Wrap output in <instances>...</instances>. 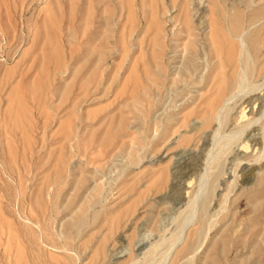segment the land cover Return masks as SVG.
Listing matches in <instances>:
<instances>
[{
    "label": "rangeland",
    "instance_id": "1",
    "mask_svg": "<svg viewBox=\"0 0 264 264\" xmlns=\"http://www.w3.org/2000/svg\"><path fill=\"white\" fill-rule=\"evenodd\" d=\"M189 1L193 26L199 22L192 37L176 17L179 0H0V264H28L35 254L38 264H57L54 259L76 250L74 264H85L110 216L119 215L123 228L108 238L107 257L98 264H116L130 253L137 264H264V184L244 187L242 164L236 166L230 150L216 176L203 243L174 258L193 240L186 228L198 224L210 182L186 168L202 149L182 138L199 119L177 123L196 104L211 66L212 0ZM228 1L238 0L221 3ZM202 10L209 13L203 27ZM188 40L198 55L182 47ZM187 57L198 64L191 72ZM159 61L162 85L154 82ZM262 124L263 118L240 138L262 139ZM226 130L216 142L236 137L229 133L238 131ZM256 148L252 158L259 160L252 162L263 163L264 147ZM166 165L174 187L160 192L153 175ZM180 228L182 240L172 248ZM151 243L156 250L146 257Z\"/></svg>",
    "mask_w": 264,
    "mask_h": 264
},
{
    "label": "bare ground",
    "instance_id": "2",
    "mask_svg": "<svg viewBox=\"0 0 264 264\" xmlns=\"http://www.w3.org/2000/svg\"><path fill=\"white\" fill-rule=\"evenodd\" d=\"M153 3H154V1H153ZM158 3H160V2H158ZM226 3L227 4H225V2H224V4H222L221 0H219V1L218 0H212V2L210 3V6L208 7V5H207V7L209 9L208 11L210 13V16L208 17L209 21L207 20L208 26H209V28H208L209 32L207 31L208 34L206 36H207V40H208L209 48H210V54H208V59L211 61V66H210L209 72L207 71L206 77L203 79V81L205 82V85L203 82L204 87H201L202 88V90H200L201 93L199 94L198 99L196 98L197 102L196 101L191 102L192 104L193 103H196V104L194 106L191 105L192 108H190L191 109L190 111H188V112L185 111L186 113H183V114H182V112H183L182 111L180 119L179 120L177 119L178 120L177 123H179V127L188 126L189 125L188 119L192 115L196 116L199 119L198 126H196L195 128H192L190 130L191 133L188 134L187 137L182 138L183 141L184 140L188 141L191 139L195 140L196 144H198V145L201 144L200 148L202 149V151L199 153L197 152L196 155L193 154V155H191V157L189 156V159H191V161L189 160L190 162H189V164H187L188 166H186V168H189V170L192 173L203 172L202 177H203V175L205 176V177H203L204 182L207 179L206 176L207 175L210 176L209 185L206 188V190H205L206 192L200 201L199 211H198L199 216H198V222H197L198 224L197 225L195 224V227H192V225H191L192 228H189L188 226H187L188 228H186L187 229L186 236L191 237L193 240L190 243H186L183 246L179 245L180 247L176 249L177 251H176L175 256H174V258L177 260L179 259L181 254L187 253L186 256H184V257H187V255L189 253H192L195 249H198L200 247V244L203 243L201 241H202V239L204 240V237L206 236L205 231H206L207 227L211 225L210 221H209V215H208V206H209V202L211 199L210 197H211L212 192L214 191V189L216 187V176L220 171V165H221V169H222V161L224 160L225 154L229 150L231 152H234V155L236 157V161H235L236 166H238L239 164H242L241 170H242L243 178L241 180H242V185L244 187L250 189L253 187L255 188L257 185H259L258 183L264 184V162L260 163V164H256V162H252V161L259 160V158L256 157L253 159L252 158L253 154L251 153V151L254 152V150L257 149L256 145L259 143L262 145V147H264V135H262V139H260V138H256L255 134L250 135V133H249V134H247V135H249L248 138H246V137L240 138L241 135L245 131H247L250 127H253L252 126L253 123L255 124V122H259V120H261L262 118H263V124H262L263 126L262 127L264 128V0H238V1H231L230 3L228 1ZM190 5L191 4H190L189 0H179L178 3L174 2V6L178 7V13L176 10V14H177L176 17H177L178 21L180 22V24L183 26V30H184L183 33H185L187 37L192 35V30H193L194 26H196L199 23L198 22L197 24H195L193 26L194 20L192 19ZM158 6H159V4H158ZM161 6H163V5H161ZM207 7H206V9H207ZM162 8H165V7H162ZM208 11L202 10V15L199 18L201 26L206 21V20H203V15H205V14L209 15V13H207ZM152 23L157 24V22H152ZM160 27L157 26V32L159 33V35L161 32ZM197 28H198V26H197ZM195 29H196V27H195ZM162 31H163V29H162ZM155 34H156V30H155L154 35ZM186 42H187V40H186ZM182 43H183L182 47L185 46L186 48H189V46H191L190 52H189L190 56L193 57L194 55H198V53H200L199 48H197V46H196V42L188 40V43H185V42H182ZM206 50H207V48H206ZM185 51H189V50L187 49ZM156 54H157V52H156ZM192 57H187L185 59L186 70H188L189 72H191V70L196 69L198 67L197 62H195V60ZM155 58H157V57L155 56ZM156 62H158V60ZM157 67L159 68V70L157 72V75H155V76H158V77L156 78L157 80L154 82L160 83L162 85V81H160V80H163V78H164V72H165L164 65L162 62L160 63V61H159V64H157ZM149 75L150 74H148L147 76H149ZM188 77L189 76H187V78ZM151 79H154V77H152ZM152 84H150L151 88H152ZM143 86H144V83H143ZM154 88H156V87H154ZM145 96H147V95H145ZM146 101L148 103V97H147ZM71 112H73V111H71ZM173 116H174V114H173ZM173 126H175V125L173 124ZM227 127L231 129L230 131H233V130L238 131L239 135H237L238 132L234 131L237 134L236 133H229V134H232V135L235 134L236 137H231L230 139H228L226 137L225 141L221 140V142L220 141L216 142V140L220 139V137L217 139L219 133L221 132V134H222L225 131H227L226 130V129H228ZM163 128H165V127H163ZM169 131H170V127L168 124V128H166L165 134H168ZM171 133H172V131H171ZM225 134H226V132H225ZM229 134H227L225 136H229ZM186 138L188 140H186ZM252 141H254L253 144H252ZM235 143H237L236 145L238 146V148L234 151L232 149H233V145ZM191 154H192V151H191ZM59 159H60V157H59ZM162 166L160 167L161 169L157 170V172L155 171L156 173H155V175H153L154 180H152L153 184H155L154 188L160 192H161V190H164L166 187L172 188V186H173L172 183H170V180L172 179V172L168 171L167 165H166L167 167L164 166L165 168L164 167L162 168ZM258 169L262 171V172L260 171L261 175L256 171ZM192 173H190V174H192ZM147 174H149V173H147ZM136 178H138V176ZM206 182H208V180H206ZM151 184H152V182H151ZM147 185L150 186L149 183ZM260 188H261L260 193L264 194V185H262ZM254 190H252L253 192L251 191L253 194L255 193ZM158 191H156V192H158ZM255 196H257V194ZM139 198H140V196H139ZM135 205H133L134 208H133L132 213L131 214L129 213L130 215H132L133 212H135L134 211L136 209ZM39 206H40V204H39ZM35 207H37V206H35ZM45 210L43 209L44 212H45ZM128 210H129V208H128ZM40 212H41V210H40ZM119 214L120 213H118V215ZM123 215H124V213H123ZM186 215H188V214H186ZM120 216L121 215L113 216V217L110 216L111 218L108 220V223H107L108 228L106 226L107 234L104 235L103 237L101 236L102 238L101 239L99 238L100 240L98 239L99 242L97 245H95L96 242L94 243L96 248L92 251L91 255H89V258H87L88 262H86L85 264H98V263H101L103 260L106 259V257H107V253H106V245L107 244L106 243L108 241V238L111 237L112 235L114 236V234H115L114 232H116L117 229L121 228V226H122V220H121ZM124 218H125V216H124ZM239 228H240V224L235 225V231L234 232H237L239 230ZM183 230H184V228H180L179 231H181V232H178V235H177L178 238L175 241L172 240V248L179 242V240H182L181 237L183 234L182 233ZM131 235H132V233H131ZM174 235H175V233H174ZM35 237H37V236L35 235ZM185 238L186 237L184 236V239ZM88 239L90 240V238H88ZM88 239H87V241H85L84 243H81V244L87 245L88 243L86 244V242H88ZM74 241H76V240L74 239ZM33 243H34V241H33ZM156 243H157V241H156ZM155 245H157V244H154V243L149 244V246L146 248V250L144 252L146 257L151 255L152 251L156 250V248H154ZM169 246L171 248L170 244H169ZM62 247H65V246H62ZM77 247H78V244H77ZM175 247H178V246H175ZM68 249H70V248H68ZM20 250L18 251V256H19L18 258L19 259L21 258L20 253L23 254L24 249L22 251H20ZM37 253H38V250H37ZM53 253H50V255H54ZM42 254L44 255V252ZM78 254H79V252L76 250L74 256H72V255L66 256L65 255V256H60L59 259L56 258L54 260L56 261L57 264H74V263H77V261L75 262V259L78 257ZM22 256H24V254ZM52 257H54V256H52ZM13 258H14V256H13ZM48 258H49V256H48ZM181 258H180V260H181ZM16 259H17V255H16ZM27 259L25 260V258H24V260L26 262L28 261ZM42 259H43V256H42ZM20 264H22V263H20ZM28 264H38L36 254L32 258L31 257L29 258ZM42 264H44V263H42ZM45 264H47V263H45ZM116 264H137V260L134 259L132 257V254L130 253L128 256H125V258L118 259Z\"/></svg>",
    "mask_w": 264,
    "mask_h": 264
}]
</instances>
